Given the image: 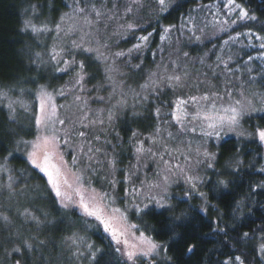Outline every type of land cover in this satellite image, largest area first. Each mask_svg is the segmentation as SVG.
<instances>
[{
	"label": "rangeland",
	"instance_id": "374dc122",
	"mask_svg": "<svg viewBox=\"0 0 264 264\" xmlns=\"http://www.w3.org/2000/svg\"><path fill=\"white\" fill-rule=\"evenodd\" d=\"M95 2L108 4L106 8L112 9L111 14L114 16V18L109 20L107 19V17H105L104 22L100 23L99 25H96V27L93 29V35L91 37L86 38L91 41L88 46L94 48L99 46L95 43V40L97 38L99 39L100 45L116 44L117 46H122V44H124L125 40H127L128 38L127 33L129 35L131 33H129L128 31L126 32L124 29H121V31H119L118 33V20L124 26L131 23V16H135L143 10H147L148 6L151 7V5L154 4L157 8H160L159 4L157 3V0H143V8L134 9V11L129 14L127 18H125V12H122V9L125 10V8L129 5L130 0H95ZM175 2L177 4L180 3L181 0H176ZM166 3L168 8L174 3V1L172 0V2H169L168 0H166ZM66 4L67 6L72 5L73 0H66ZM231 7L232 6L225 1H221L220 3V1L215 0L212 3L203 4L202 6L190 9L188 11V15L185 16L184 23L189 22V18H191V22H189V24L191 26L192 24L194 25L197 31V36L199 37V39L192 40L189 43L204 44L208 41H219L216 45L211 46L209 50L204 51V54H202L201 58L202 64L198 67V69L190 63V60L187 59L188 56L185 57L183 55V48L178 46L179 41H176L173 35H168L167 39L163 41L160 38L158 47L151 49L152 56H150V60L152 64L148 66L144 65L141 67L140 70L133 69L132 72L126 71L124 69L126 65L124 61L125 59L123 60V57H116L114 54L117 53V51H114L112 48H110V51L107 50V47H109L108 45L106 48L101 47L100 51L108 57L107 64H114L118 69V72L114 74V78L117 82L122 83L123 90L125 92H127L129 88L135 89L136 91H140L139 85L145 82L147 74L149 72H157V65L163 64L168 65L170 72L173 68H176L177 72H181L185 70L186 67H188V69L186 70L189 73V79L186 81V85H194L201 81H209L212 84H216L217 87L221 90L222 94L224 82L225 80H228L231 82L229 87L233 92V99H240L237 90L242 89L247 99L251 100L256 107H261L259 101L261 97H264V88L262 87V85H260L261 83L258 84L255 81L258 80V77L264 76V50H261V44H264V42L260 41L261 39L258 35L257 37H253L251 33L246 31H233V29L236 26H239V24L243 20H237V23L235 24L231 23V21L236 20L238 16V13H236V11H230ZM70 11L71 9L68 7L65 12ZM120 13H122V16H119ZM156 13H158V9ZM60 15L55 20L50 21V19L40 16L38 14V10L33 13L31 8L29 7L24 12L22 20L24 21L25 19H31L32 23L35 24L38 28L42 27L45 24L48 25L49 28H52L54 27L55 23L59 20ZM87 30L88 29H85V31ZM186 31H188V29H186ZM27 32L35 41V46H37L36 52L41 53V58L37 59L35 57L36 52L33 51V56L35 59H37V61H39V66L41 65V68H47L51 70L53 74L64 73L56 70L58 67L63 68L64 65L62 63L59 65L56 64L55 61H52L50 59V55L48 56L47 53H50L54 45H56L57 47L63 46L71 50V41L78 40L79 34L77 33L65 36L63 33H61L60 39L57 40L55 38V32H41L38 34L33 33L31 30H28ZM225 41H227V43H225ZM161 49H163L162 52L160 51ZM118 51L121 52L120 50ZM153 53H156L155 57L153 56ZM77 54L78 51H72V55L75 56ZM80 56L91 57V59L98 64L97 66L100 69L102 77L99 82H96V88H94L97 89L98 93L100 92L106 95L105 99L103 100L97 99L92 101V103H95L93 104V107L88 108L89 110L86 109L85 106L81 105L79 102L74 101V97L79 95L82 96L83 99L87 102L86 105L89 103V98L86 96V94H84L86 90L84 85L83 91H81L79 87L74 86L75 74L72 79L62 83V88L59 87L56 91L51 89L47 84H38L32 94L30 90L25 89L11 90L8 88H0V91H5L8 93L7 98L0 99V106L3 107V109L9 114L10 117V112L7 105L9 101H14L15 103L13 104V107L15 109V112L13 113V115L15 119H19V117H22V113L28 114L29 112L33 111L29 106V102L32 100L34 101L35 109L33 115L31 116V121L34 126L35 134L30 139H21L17 143V151L15 150L16 153L21 155L29 164V166L33 168L35 167L29 162L27 156V153L32 150L31 145L25 144L22 141H34L36 139L37 129L34 123L33 116L39 110V99L37 97V93L41 85L45 86L49 92H53L54 94L55 92L61 89L65 92L64 96H60L61 98L59 97V95H55L54 98V102L58 106L57 110L60 115V118L64 119L66 117H72L73 119H75L76 117L81 115L79 109L83 107L84 111L87 112L89 119H103L104 123L102 125L97 124L87 129L80 128V126L77 125L78 131H85L87 133V139L92 142V146L94 148L101 149L99 153L95 154V159L100 161V163L97 164L93 162V168L95 169V171L85 172V180L90 181L91 187L97 189L98 191H107L113 196H115L116 207H119L121 209H127V222L139 225L138 231L132 230L135 232L136 236H139L141 231H143L146 236L150 235L147 233V231H145L144 225H142L139 221L142 213L138 215L135 211L134 205H140L141 207H143L144 204H149L148 209H169L156 207L154 203L149 202L147 197L155 196L159 198L160 195H163L167 204L171 205V207L176 201H188L191 199H195L200 204H202L206 201V194L204 193L203 189L205 184L211 180V177L213 179V184H215L214 186L218 187L221 185L218 183V181L223 180L221 178L222 172H228L234 169L239 161L237 156H232L231 159L225 162L224 167L222 169L218 170L216 168L217 145L223 139L230 137L243 140L254 139L262 145L264 151V141H261L259 139V136L257 135V130L261 128H257L254 126L250 127L249 123L247 122L248 119H254L256 116L264 112L252 113L251 118L245 117L241 120L240 127L237 128L235 131H229L225 127L221 131L219 138H217L216 136H202L200 134L199 129H197L196 133H190L184 136H180L176 140L167 141L170 146L173 147L178 145L181 140H183L185 144L188 141H191L193 151L189 154L190 162L188 163H186L184 157L180 156L179 154H177L176 158L172 160L173 164L179 163L181 166L184 167V173L180 174L179 170H174V173L171 175L167 187V192L162 193L161 189L159 188L153 187L149 189L147 185H144L143 187L141 186V181L145 180L150 183L159 182L156 179V173L158 171V167L160 166L158 165L157 158L151 157L148 153H143L140 155V159L138 160L137 154L135 152V146L138 141H143V146L146 149L151 148L153 152H157L159 150V144H153L151 140L146 139L150 134L153 133L154 128L156 127L155 124L152 130L147 134L139 132L141 133L140 136L131 139L132 146H130L129 164L125 166V171L122 168H117L116 164L117 170L112 173L107 161L113 159L114 157L116 158V155L109 157L108 152L104 150V146L107 145L105 141H109V135L116 123V118L118 119V117H120L123 112L127 114L130 112H136L141 107L143 108L150 100V97H152V95L149 94V100L146 102L142 101L138 103L135 108L132 107L134 101L131 95H129L128 107L123 109H113V105L116 104L117 100L121 99L120 89L118 88L116 92L113 93L111 81H109L105 76V63L103 61L96 60L94 54H80ZM217 57H220L221 59L228 62L227 68L232 70L230 73H228L225 69V66L217 60ZM229 57H231V60H229ZM249 57H251L252 59H249ZM69 58L71 59V56ZM257 62H261L262 68L257 65ZM199 72H202L201 76L198 74ZM197 76L198 80H196ZM160 89V93L167 91L169 94L168 100L172 101L175 100L177 96L187 97L188 95H199L201 92L207 90V85L201 83L199 91H197L195 87L189 86H186L182 89H176L175 92L164 85H161ZM98 96L101 97V95ZM58 100L59 104L57 103ZM218 103H222L224 107H227L228 103H230V100L227 96H225L224 100ZM110 109H113V111L115 112L114 119L111 123H109L107 120L108 111ZM189 110L191 111L192 109L190 108ZM162 112L167 113L168 109L164 110L163 108ZM165 121L169 122L165 123ZM85 122L87 123V121ZM56 127L60 128L61 126L57 124ZM160 127L161 134L159 137H156L157 140H167L168 132H172L175 135L178 131V125H176L174 121H171L170 116H164L162 118V120L160 121ZM240 132H244V135H239ZM60 135H63V132H61ZM95 136H99L100 140L96 141L94 139ZM71 139L72 147L64 145L63 148V144H61V150L64 152V159L68 161V169H65V172L67 173L68 182L70 184H73V187H75L71 173L75 172L77 169L72 165L71 161L72 156L74 154L78 156L80 155L79 150L76 149L74 151V148L81 141L74 135ZM197 147L200 148L201 153L205 150L209 153H215V159L209 161L203 155L197 156L195 152V149ZM42 155V152L37 153L38 162L42 160ZM8 157L0 159V237L4 239V241H0V264H15L16 260L23 261V253H26L25 258L33 257L34 255L36 260L41 261L44 264H89V260L87 258L86 245L91 243L94 244L96 247L101 248L95 243L92 235L99 234L97 230L102 229L103 231L102 225H99L98 221H96L95 219L83 215L82 211L79 210L75 205L69 204L68 208L61 207L60 203L58 202V198L55 197L54 192L47 184L46 175L37 168L35 169L38 170L45 179L44 186H39V189L36 188L35 185L19 187L16 186L18 179L13 175V170L11 169L10 164L8 163ZM165 159H168V157L166 156ZM58 160L59 156L57 155V157L53 160V163H58ZM197 161H201V163L198 164ZM87 163L88 161L82 159L80 167H83ZM208 163H211L213 166L211 168L208 167ZM131 173H134V175L131 176L130 183H117L115 185V189H113V187L108 183V180H111L113 178L117 181H123L125 175H129ZM9 176H11L14 181V194L10 193L9 189L7 188ZM17 176H19L20 181L26 182L25 180H21V178L25 177L24 173H19ZM185 176L199 178L198 180L193 181L196 185L195 189L192 188L191 183L185 182ZM102 187L104 189H102ZM133 187L140 190L139 195L125 196L124 189H131ZM61 190L67 191L69 195L74 196L72 189H68L62 186ZM200 193H204L205 197L202 198L200 196ZM49 195L53 198V200L55 201L53 202L59 210H74L80 216L79 219L82 222H77L76 225H74V228L71 229L69 233H67L61 238H58L56 242H52L51 248H48L46 252H42V248H38V246H40L38 245V241H44L45 243L43 244V246L48 245L52 239V234H48L46 236L43 232L46 231L48 227H54L53 217L48 214V208L46 205L47 203L45 201L46 197H48ZM25 210H27L30 215H23ZM3 216L8 217L7 222L2 219ZM32 216H34L36 219L33 220L31 218ZM70 222L71 221L69 220V218H65V225ZM116 226H120L119 221L116 222ZM73 234L82 238V240L77 241L79 245V250L84 253V255L79 258L72 256L71 253L76 251V248L73 247L71 250H69V248L67 247V242L65 240L66 237L72 236ZM104 234L105 236L103 237L108 238L113 244V247H115V241H112L111 237L107 233L104 232ZM24 240H28L34 245V249L31 252H29L23 247ZM15 247H20L21 252H13L12 249ZM113 253L117 256L114 251ZM14 255L15 259H13ZM164 255L165 252L161 250L159 252V255H154L151 259L155 261L156 259L162 258ZM41 257H43V259ZM120 261L123 260L120 259ZM140 263H149V261L148 259L143 258L137 259L135 261V264ZM128 264H132V262H128Z\"/></svg>",
	"mask_w": 264,
	"mask_h": 264
},
{
	"label": "trees",
	"instance_id": "16d2710c",
	"mask_svg": "<svg viewBox=\"0 0 264 264\" xmlns=\"http://www.w3.org/2000/svg\"><path fill=\"white\" fill-rule=\"evenodd\" d=\"M168 1L172 2V0ZM173 1L174 3L165 12H160L159 8L152 4L151 7L148 6L147 10L131 16L130 24L137 27L128 31L131 34L127 33L128 38L125 43L122 46L107 44L109 46L107 50L109 51L112 48L117 52H119L118 50L124 52L126 50L127 52L128 49L139 42L138 37L146 36L149 32H152L146 47H142L138 52L134 51L130 56L123 57L126 71L132 72L133 68L131 66L140 64L141 61H143L142 66L152 64L150 60V56H152L151 49L158 47L161 26H176L168 35H173L176 41H179L178 46L183 48V54L188 53L187 59L197 69L202 64L201 58L204 51L209 50L211 46L219 42L214 40L204 44L189 43L197 39V31L193 24L191 26L189 22L184 23L185 16L188 15L190 9L212 3L215 0H181L177 4L176 0ZM217 1L228 3V0ZM235 2L241 4L249 15H255L258 19L256 21L243 20L233 31H246L251 33L253 37H257V35L264 36V27H262L264 25V0H235ZM95 3L97 7L102 5L99 2ZM30 5H37L38 14L50 19V21L55 20L68 8L66 0H0V88L25 89L30 90L32 94L38 84H47L56 91L59 87L62 88V83L74 77L77 69H71L67 73L53 74L51 70L39 66V61L33 56V51H37L35 41L27 31H21L24 12ZM103 5L107 6L108 4ZM157 9L158 13H156ZM122 12L125 11L122 9ZM238 12L237 9L236 13ZM128 15H125V18ZM119 16H122V13ZM118 22L117 29L119 33L124 28L121 27L123 24L119 20ZM260 41L264 42L262 39ZM261 50L264 49L261 48ZM47 55L49 56V53ZM69 57L65 56L64 59H70ZM75 59L77 61L83 60L86 64L88 76L83 85L86 89L84 94L89 98V103L85 106L88 109L94 106L95 102L92 103V101L97 100L98 95H101L104 99L106 97L105 94L98 93L95 89L96 82H99L102 77L101 72L97 66L98 64L91 57H82L78 52ZM257 65L262 68L261 62H257ZM198 74L201 76L202 72ZM196 80H198V76ZM255 82L261 83L260 85L264 88V76L258 77ZM168 98L167 91L161 92L158 98L155 96L150 97L147 104L145 103L146 105L143 108L141 107L136 111L141 113L140 116L134 117L133 112L127 114L123 112L118 119L116 118V123L109 135L110 143L104 146V150L108 152L109 157L116 155V158H114L117 161V168H122L125 171V166L129 164L132 131L143 134L150 132L156 124V120L151 116V110L159 106L162 110L164 108V110L168 109L169 111L167 104L162 103L168 102ZM57 103L59 104V100ZM29 106L33 111L28 114L22 113V117L16 118L14 121L0 106V159L9 156L8 163L13 170L14 177L18 179L16 186L35 185L39 189V186L45 184L43 175L29 166L25 159L16 153L17 143L21 139H30L35 134L31 121L35 109L33 100L29 102ZM247 122L250 127L264 129V113L254 119H248ZM62 147L64 148V145ZM232 156H237L239 161L234 169L222 172L221 178L227 181V187L224 185L214 186L211 177V180L205 184L203 189L206 194L204 203L200 204L195 199L176 201L169 209H148L141 214L139 221L144 225L145 231L155 241L168 245L167 253L162 258L156 259L154 264H168L165 256L171 257L172 264H220L221 261H228L230 256L237 255L245 259V264H264V254L259 252V245L264 244L263 147L254 139L225 138L217 145L216 168L218 170L222 169L225 162L231 159ZM19 173L25 174V177L21 180H25L27 183L19 180V176H17ZM102 189L104 188L102 187ZM45 201L48 214L53 217L54 227H48L43 232L46 236L52 234V239L48 245H40L38 241V245H40L38 248H42V252H46L48 248H51L52 242H56L58 238L69 233L74 225L81 221L80 216L74 210H59L50 195L46 197ZM201 208H206L207 212H202ZM65 218H69L71 221L67 225L64 223ZM218 218L223 220L220 227H227L228 229L227 237H224L222 233L213 231ZM97 232L99 234L92 235L93 240L105 252V255L100 259V264H124L113 253V244L108 238L103 237L105 234L102 229L97 230ZM244 232L249 233V238H243L242 234ZM236 236H240L242 242L234 240L233 237ZM225 240L229 241L231 246H226ZM0 241H4V239L0 237ZM188 243L197 246L194 252L188 253L186 251ZM25 254L23 253L24 259L21 264H44L36 260L33 254V257L28 258H25ZM13 259H15V255Z\"/></svg>",
	"mask_w": 264,
	"mask_h": 264
},
{
	"label": "snow or ice",
	"instance_id": "6c2138e0",
	"mask_svg": "<svg viewBox=\"0 0 264 264\" xmlns=\"http://www.w3.org/2000/svg\"><path fill=\"white\" fill-rule=\"evenodd\" d=\"M159 4L160 12L167 11L166 0H157ZM228 4L232 7L230 11L239 10L236 20H232L231 23H237V20H249L256 21L258 18L255 15H249L248 11L241 5L237 4L235 0H228ZM142 0H130L129 5L125 8V15L131 14L136 8H143ZM37 5H30V8L33 13L37 10ZM71 9L70 12H64L60 15L59 20L55 23L54 27L49 28L48 25H43L42 27H37L32 23L31 19H25L23 21V27L21 28L22 32L31 30L33 33L41 32H55L56 39L59 40L61 33L65 36L71 34H79L78 40L71 41V50L56 45L53 46L49 55L52 61H55L56 64H63V68H57V71L67 73L70 69H77L74 77V86L79 87L83 91V82L88 76L86 71V64L83 60L77 61L75 56L72 55V51H78L80 54L89 55L94 54L96 60L103 61L105 63V76L111 81L113 93L116 90L120 89L121 99L117 100L116 104L113 105V109H123L128 107V97L131 95L134 103L132 107L135 108L138 103L146 102L149 100V94L155 97H159L161 91L160 86L164 85L169 89L175 92L176 89H182L186 86L195 87L197 91L200 89V84L204 83L207 85V90L201 92L199 95H188L187 97L177 96L175 100L162 102L166 103L169 107L167 113L162 112L161 107H155L151 110V116L156 120V127L152 134H150L146 139L152 141L153 144H159V150L153 152L151 148H144L143 141H138L135 146V152L137 154V159H140V155L143 153H148L151 157L157 158L158 171L156 173V179L158 183H150L147 180L141 181V186L147 185L149 189L155 187L161 189L162 193L167 192V187L171 178V175L174 173V170H179L180 174L184 173V167L179 163L173 164L172 160L176 158V155L184 157L186 163L190 162V153L193 151L191 146V141H188L186 144L183 140L180 141L175 147L170 146L167 141L176 140L180 136H184L190 133H196L199 129L200 134L205 137L216 136L220 137L221 131L226 127L229 131H235L241 125V120L245 117L251 118L252 113L255 112H264V97L260 98L261 107H256L253 102L246 98L245 93L242 89H238V94L240 99H233V92L229 87L230 81L225 80L223 94L221 90L217 87L216 84H212L209 81H201L194 85H186V81L189 79V73L185 69L181 72H177L175 68L172 71H169L168 65L158 64L157 72H149L145 79V82L139 85L140 91L129 88L127 92L123 90L122 83H119L115 80L114 74L118 72V69L114 64L108 65V57L105 56L101 51V47H107V45H100L99 39L95 40V43L99 45L98 47L88 46L91 41L86 39L93 35V29L96 25L104 22V18L111 20L114 16L111 14L112 9H107L105 5L97 7L94 0H73L72 5H68ZM115 7V5H114ZM191 22V18H189ZM159 23V21H157ZM227 23V22H225ZM125 31L133 30L136 25L127 24L121 26ZM175 25L161 26V40H165L168 37V34L175 28ZM264 27V25H262ZM85 29H88L85 31ZM223 30V29H222ZM155 31V29H154ZM152 36V32H149L146 36L138 37V43L134 44L132 48L128 49L127 52L121 51L117 52L114 55L116 57L130 56L134 51L138 52L142 47L147 46L149 38ZM264 40V36L259 37ZM199 39V37H197ZM231 39V37H230ZM227 43V41H225ZM261 47L264 48V44H261ZM161 52L163 49L160 50ZM156 53H153L155 57ZM185 57L188 56V53L183 54ZM65 56H71V59H64ZM35 57L37 59L41 58V53L36 52ZM249 59H252L249 57ZM217 60L225 66V69L228 73L232 70L227 68V61L217 57ZM231 60V57H229ZM35 62V61H33ZM175 63V62H173ZM143 61L140 64L132 65L131 67L136 70H140L142 67ZM55 95L64 96L65 92L61 89L55 94L49 92L47 88L43 85L40 86L37 93L39 99V110L34 114L33 119L37 129V136L34 141H22L25 144H30L32 150L27 153L29 162L41 172H43L47 177V184L50 186L51 190L54 192L55 197L58 198V202L61 207L68 208L69 204L75 205L79 210L82 211V214L95 219L98 221L99 225H102L103 231L107 233L112 241H115L114 252L117 254L118 258L124 261V264L132 262L135 264L137 259H148L149 264H154V261L151 259L154 255H159V252L163 250L167 253L168 245L165 243H160L155 241L152 237L146 236L143 231L140 232L139 236L135 235V232L132 230H139V225L131 224L127 222V209H121L116 207V197L107 191H98L97 189L91 187L90 181L85 180V172H94L93 162L99 164L100 161L95 159V154L99 153L101 149L94 148L92 142L87 139V133L85 131H78L77 125L80 128L87 129L93 127L97 124H103V119H89L87 112L84 111V108L81 107L79 111L81 115L73 119L72 117H66L64 119L60 118L58 113V106L54 102ZM8 93L5 91H0V99L7 98ZM227 96L230 100L227 107H224L222 103H218L224 100V97ZM98 99L103 100V97H98ZM75 102H79L81 105L86 106V101L82 96H75ZM14 101H9L7 107L10 112V119L14 121L15 117L13 113L15 109L13 107ZM63 107V106H60ZM192 109L191 111L189 109ZM113 109L108 111L107 120L109 123L112 122L115 116ZM141 113L133 112V116H140ZM164 116H170L171 121H174L178 125V131L174 135L172 132L167 133V140L161 139L157 140L156 137H159L161 134L160 121ZM87 121V123L85 122ZM169 121H165L168 123ZM59 124L61 127L57 128L56 125ZM70 125V127H69ZM63 132V135L60 133ZM79 138L81 141L78 145L75 146L79 150L80 155L72 156V165L76 167V171L72 172V177L74 180L75 187L73 184L68 182L67 173L65 169H68V161L64 159V152L61 150V144L72 147V136ZM118 135V134H117ZM141 133L138 131H132V136L130 139H134L140 136ZM239 135L243 136L244 132H240ZM257 135L261 141H264V129H258ZM96 141L100 140L99 136H95ZM110 143V141H105ZM183 146V147H182ZM42 152V160L37 161V153ZM196 155H203L207 160L212 161L215 159V153H209L208 151H203L201 153L200 148L195 149ZM59 156L58 163H53V160ZM168 159H165V157ZM88 161L83 167H80L81 160ZM111 172L114 173L116 169L117 161L113 158L107 161ZM201 163V161H197ZM208 167H212L211 163H208ZM70 171V169H69ZM134 173L125 175L123 181H117L116 179L108 180V183L115 189L117 183H130L131 176ZM198 177L185 176V182L191 183L193 189L196 185L193 182L198 180ZM9 182L7 188L10 193L14 194L13 188V178L9 176ZM219 184L227 187V181L219 180ZM62 186L68 189H72L74 196L69 195L67 191H62ZM140 190L133 187L131 189L125 188V196L129 195H139ZM202 198L205 197L204 193H200ZM78 198V199H76ZM150 203H154L158 208H171V205L167 204L165 197L160 195L159 198L155 196L147 197ZM136 213L139 215L143 213L146 209L149 208V204H144L143 207L140 205H134ZM202 212H207L206 208H201ZM23 215H30L27 210ZM33 220L36 218L31 217ZM4 221H8L7 216H3ZM120 222V226H116V222ZM223 223V220L218 218L215 222V228L213 231L217 233H222L224 237L228 236L227 227H220V224ZM243 238H249V233L244 232L242 234ZM237 242H242L240 236L233 237ZM67 242V247L71 250L73 247L76 248V251L72 252V256L79 258L84 255L83 252L79 250L78 240L82 238L73 234L65 238ZM135 241V242H133ZM44 241H39L40 245H43ZM226 246H231V243L227 240L224 241ZM23 247L31 252L34 249V245L28 240L23 241ZM196 245L193 243H188L186 251L192 253L196 249ZM87 258L89 264H100V259L105 255L103 249L96 247L94 244H87ZM15 253H20L21 248L15 247L12 249ZM259 252L264 254V244L259 245ZM43 259V257H41ZM165 259L168 261V264H172L171 257L165 256ZM15 264H21L20 260H16ZM220 264H245V259L242 256H230L228 261H221Z\"/></svg>",
	"mask_w": 264,
	"mask_h": 264
}]
</instances>
